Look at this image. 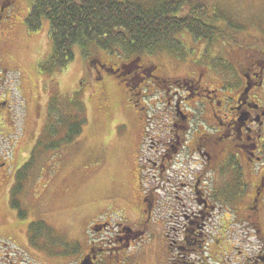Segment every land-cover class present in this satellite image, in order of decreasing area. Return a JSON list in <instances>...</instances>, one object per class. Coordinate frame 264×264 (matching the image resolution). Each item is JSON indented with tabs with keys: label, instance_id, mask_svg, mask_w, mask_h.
<instances>
[{
	"label": "flooded vegetation",
	"instance_id": "af4514ba",
	"mask_svg": "<svg viewBox=\"0 0 264 264\" xmlns=\"http://www.w3.org/2000/svg\"><path fill=\"white\" fill-rule=\"evenodd\" d=\"M13 1L0 0V167L9 168L17 141L5 151L4 133L16 131L20 100L9 79L10 57L2 51ZM238 1L154 0L173 5L184 24L163 36L168 42L162 49L123 56L106 51V61H92L101 75L96 78L108 82L111 75L124 85L127 105L144 123L142 146L149 156L140 171L150 176L139 188L142 224L133 228L100 217L81 257L54 258V264H129L147 243L154 217L162 223L166 264H264V21L234 17L228 9ZM243 1L264 6V0ZM28 243L37 251L33 238ZM43 253L44 261L28 251L27 258L1 261L49 264L55 257Z\"/></svg>",
	"mask_w": 264,
	"mask_h": 264
},
{
	"label": "rangeland",
	"instance_id": "374dc122",
	"mask_svg": "<svg viewBox=\"0 0 264 264\" xmlns=\"http://www.w3.org/2000/svg\"><path fill=\"white\" fill-rule=\"evenodd\" d=\"M13 2V22L2 54L10 57L9 79L20 107L16 131L8 126L9 135L4 133L5 151L10 152L14 141L17 149L13 148L15 165L0 167V264L1 256L17 260L27 258V251L38 261H44L43 252L48 251L55 256H49V264L59 257L78 260L90 227L100 217L133 228L142 224L139 188L149 175L140 171L149 156L142 146L144 123L138 118L139 110L127 105L124 85L116 77L110 75L108 82L96 78L101 75L89 61L94 50L86 56L75 47V58L65 69L52 65L50 23L45 20L38 31H30L26 25L30 2ZM263 8L261 2L239 0L228 10L252 23L264 21ZM107 52L97 48L96 53L106 61ZM83 122L82 134L67 143L72 125L80 128ZM153 134V127L149 128V135ZM151 186L148 183L143 189ZM157 223L154 217L147 227V243L138 247L129 264H166L169 254L158 226L162 223ZM28 234L37 251L31 249Z\"/></svg>",
	"mask_w": 264,
	"mask_h": 264
},
{
	"label": "trees",
	"instance_id": "16d2710c",
	"mask_svg": "<svg viewBox=\"0 0 264 264\" xmlns=\"http://www.w3.org/2000/svg\"><path fill=\"white\" fill-rule=\"evenodd\" d=\"M28 1L31 12L27 28L36 32L43 21L50 23L51 61L59 69L74 60L75 47H80L86 56L97 48L128 54L162 49L168 42L163 36L184 25L175 19L174 6L168 4L145 5L129 0ZM92 60L89 59L91 64ZM72 126L67 143L82 134L85 123L80 128Z\"/></svg>",
	"mask_w": 264,
	"mask_h": 264
},
{
	"label": "water",
	"instance_id": "95a60500",
	"mask_svg": "<svg viewBox=\"0 0 264 264\" xmlns=\"http://www.w3.org/2000/svg\"><path fill=\"white\" fill-rule=\"evenodd\" d=\"M85 264H88V263H85Z\"/></svg>",
	"mask_w": 264,
	"mask_h": 264
}]
</instances>
